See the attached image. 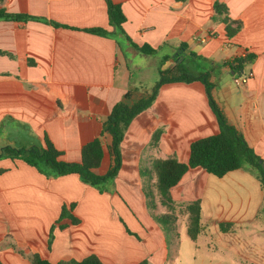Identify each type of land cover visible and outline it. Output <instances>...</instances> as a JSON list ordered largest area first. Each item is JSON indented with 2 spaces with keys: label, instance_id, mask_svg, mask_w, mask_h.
Returning a JSON list of instances; mask_svg holds the SVG:
<instances>
[{
  "label": "crops",
  "instance_id": "crops-1",
  "mask_svg": "<svg viewBox=\"0 0 264 264\" xmlns=\"http://www.w3.org/2000/svg\"><path fill=\"white\" fill-rule=\"evenodd\" d=\"M113 1L126 15L124 34L110 26L106 0L0 3L9 12L42 19L0 21V148L43 146L47 138L62 152V160L80 162L82 148L100 136L114 105L128 91L133 102L147 95L131 86L128 56L140 53L132 42L158 49L153 56L169 49L171 53L163 54L168 67L177 57L179 62L189 57V69L207 73L217 105L264 160V0ZM216 2L227 7L232 20L242 22L233 37L215 18ZM94 28L107 35L85 31ZM242 71L253 76L237 86L233 79ZM158 129L163 130L158 147L146 152ZM219 131L202 82L164 84L152 106L132 121L122 142L116 187L131 199L102 193L77 174L54 176L22 160L2 158L1 264H31L20 249L54 264L90 255L105 264H167L166 247L144 223L150 217L144 208L141 168L169 156L187 162L192 142ZM107 143L104 138L99 174L111 165ZM171 194L176 202L200 200L202 223L244 224L245 232L209 234V240L201 232L194 255L201 264H264V245L254 244L256 232L251 230L264 217V189L253 168L221 178L190 169ZM70 205L80 222L55 228L49 245L51 228L63 206ZM141 210L146 213L143 219Z\"/></svg>",
  "mask_w": 264,
  "mask_h": 264
},
{
  "label": "trees",
  "instance_id": "trees-1",
  "mask_svg": "<svg viewBox=\"0 0 264 264\" xmlns=\"http://www.w3.org/2000/svg\"><path fill=\"white\" fill-rule=\"evenodd\" d=\"M4 0H0L3 3ZM108 7L109 24L118 32L124 34V24L127 21L122 5L113 0H106ZM216 19L220 18L226 26L228 37H233L242 28L241 21L232 20L228 16L227 7L224 4L216 2L214 5ZM28 22L42 21L41 18L28 14H20L9 12L6 8H0V21ZM55 27H65L63 25L51 22ZM86 32L106 36L107 31L101 28L85 30ZM127 39L131 42L130 38ZM132 46L144 55H154L158 49L149 45L138 46L132 43ZM183 48H187L182 44ZM193 56H196L193 54ZM248 59H252L251 56ZM173 66L160 69V80L151 89L149 94L141 97L137 101H132V92L128 91L123 100L114 105L109 115L102 123L100 136L88 142L81 150L80 162H66L61 159L60 152L50 140L46 138L43 146H31L23 148H15L5 146L0 148V160L4 157L12 160H22L30 166L38 168L41 172L46 169L50 170L54 176H62L68 174H77L82 182L96 187L103 192L107 191L105 185L116 179L122 167V142L125 133L131 125L132 121L141 113L148 110L155 102L160 88L167 83H191L195 81L202 82L206 87V93L210 107L215 113L220 131L216 135L204 137L192 142L190 146V155L187 162L179 161L175 156H169L165 159H156L154 161L155 170V186L158 192V201L162 206H167L168 212L162 217L154 216L158 221H171L175 224L178 217L175 213V202L171 194V190L177 186L185 174L190 169L200 168L208 174L223 177L226 174L242 169L245 163H249L256 171L258 178L264 189V160L250 147L245 137L239 129L232 125L217 105L213 97V84L207 73H194L187 66L186 58L178 61V57ZM244 60L238 61L242 65ZM162 129L156 130L151 138L150 146L158 147ZM104 138L108 139L106 149L111 157V165L105 174H99L104 154L105 146ZM143 172H149L145 170ZM4 170H0V174ZM148 174V173H146ZM146 197H151V192L145 191ZM152 207L155 208V199L151 201ZM74 205L70 207L63 206L62 211L51 228L49 245L54 238V229L64 230L68 227L77 225L80 220L73 213ZM184 211L188 213L187 232L193 241H196L202 232V208L200 200H195L186 204ZM172 223V224H173ZM170 224V223H169ZM174 224L172 230H174ZM171 229V228H170ZM18 253L27 257L31 264H54L43 259L37 253H31L28 249H20ZM1 264V262H0ZM55 264H105L97 255H90L82 260L60 261ZM139 264H150L148 260H144Z\"/></svg>",
  "mask_w": 264,
  "mask_h": 264
},
{
  "label": "rangeland",
  "instance_id": "rangeland-1",
  "mask_svg": "<svg viewBox=\"0 0 264 264\" xmlns=\"http://www.w3.org/2000/svg\"><path fill=\"white\" fill-rule=\"evenodd\" d=\"M180 48H178L176 51L178 52ZM163 53L158 54L157 56H147L142 53H138L135 56H128L130 60V64L132 67V79H131V86H134L136 90L142 94H149L151 89L155 86V84L160 80V69H164L165 66H169L168 59L163 56L165 53H171L169 49L166 48V51H161ZM176 53V52H174ZM169 54L167 55V57ZM187 64H190V58H186ZM174 61L171 64V66L174 65ZM190 71L196 72V70L191 66ZM127 133V131H126ZM125 133V134H126ZM149 148H154L150 145L146 148L149 150ZM146 164L147 161H144ZM154 163V162H153ZM245 167L253 168L249 163H245ZM147 171L149 172H143L142 177V191L144 194V208L146 213H148L150 219L144 218L146 213L141 210L142 214H140L141 219L144 218V223L147 228H150L154 235L159 237L157 238V241L162 243L163 247H166V260L167 264H201V262L197 259H195L196 256V248L197 243L193 241L190 236L188 235L187 228H188V213L184 211V208H186L187 203H182L179 201H175V213L178 217V220L175 221V224L171 221L167 222H160L156 219L154 216L162 217L164 214H166L169 210L167 206H162L158 201V192L155 186V170H154V164H147L145 167ZM254 169V168H253ZM255 170V169H254ZM141 171H143V168H141ZM148 173V174H146ZM116 179L106 184L105 188L107 192L111 194H117L118 198H125V199H131L128 197V194L126 191H123L120 193L116 187ZM148 191V189L151 192V197H146V193L144 192ZM104 190L102 193H105ZM135 200H140V197H134ZM133 198V199H134ZM152 199H155L156 205L155 208L152 207L151 201ZM142 209V207H141ZM170 223V224H169ZM174 224V230H172L173 224ZM203 227V239L209 240V234H212L213 236H216L219 232H240L244 231V224L234 223V224H213L209 222L202 223ZM171 228V229H170ZM249 230V229H248ZM251 230H254L256 232V239L254 240V244L257 246H263L264 245V217L261 215L260 221L255 224V227H253ZM160 235H162V239L160 238ZM258 236V237H257ZM215 238V237H214ZM225 241H230L224 240ZM201 246V245H200Z\"/></svg>",
  "mask_w": 264,
  "mask_h": 264
},
{
  "label": "built area",
  "instance_id": "built-area-1",
  "mask_svg": "<svg viewBox=\"0 0 264 264\" xmlns=\"http://www.w3.org/2000/svg\"><path fill=\"white\" fill-rule=\"evenodd\" d=\"M252 76H253L252 72H248V73L243 72L239 76H234L233 80L237 86H240L246 84Z\"/></svg>",
  "mask_w": 264,
  "mask_h": 264
},
{
  "label": "water",
  "instance_id": "water-1",
  "mask_svg": "<svg viewBox=\"0 0 264 264\" xmlns=\"http://www.w3.org/2000/svg\"><path fill=\"white\" fill-rule=\"evenodd\" d=\"M242 73H243V71H242ZM233 74H234V72H233ZM240 74H241V72L239 74H237L236 76H239ZM263 167H264V165H263Z\"/></svg>",
  "mask_w": 264,
  "mask_h": 264
}]
</instances>
